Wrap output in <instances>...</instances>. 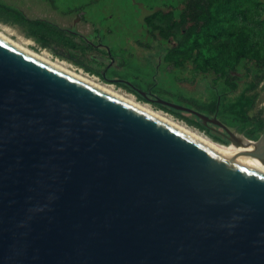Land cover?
Returning <instances> with one entry per match:
<instances>
[{"label": "water", "instance_id": "water-1", "mask_svg": "<svg viewBox=\"0 0 264 264\" xmlns=\"http://www.w3.org/2000/svg\"><path fill=\"white\" fill-rule=\"evenodd\" d=\"M0 264H264V172L0 37Z\"/></svg>", "mask_w": 264, "mask_h": 264}, {"label": "rangeland", "instance_id": "rangeland-1", "mask_svg": "<svg viewBox=\"0 0 264 264\" xmlns=\"http://www.w3.org/2000/svg\"><path fill=\"white\" fill-rule=\"evenodd\" d=\"M97 1L101 4L92 7L87 12L101 20L102 41L111 46L114 53L126 62V65L122 67H117L116 64H104L103 79L97 73L86 71L82 66L86 65L92 70H97V57L90 47V38L85 36L79 42L72 37L70 39L66 31L61 29V24H54L44 18L45 13L53 7L58 9V14H62L89 0H0V30L26 48L37 53L46 52L53 60L64 61L74 69L82 70L96 77L100 82L113 85L115 89L134 96L138 102L163 111L177 121L207 135L204 130L161 109L153 102L156 100L151 102L139 100L129 90L136 87L174 104H190L184 100L185 95L176 83L175 77L180 76L178 71H167L165 60L161 57V50L152 42V38L149 39L146 36L147 30L152 28L149 29L145 20L143 22L138 19L147 15L152 7L163 1ZM109 15L112 16L108 17ZM33 19L44 20V28L33 27L29 23ZM157 19L158 30H165L178 39L177 50L171 56L174 60L188 54L189 45L197 46L200 66L206 67L207 65L217 70L224 66H236L238 54L242 51L249 58L264 57V0H211L210 9L203 10L200 16V19L208 20V24L202 28L200 33H197L193 24L187 21L182 12V5L179 3L175 4L174 9L162 8ZM185 25L189 28L187 32H183ZM108 29L112 31V34L108 33ZM43 38L44 45L47 47H43ZM128 45L130 46L126 50L120 49V46ZM209 79L213 83L218 81V78H212V76ZM206 82L200 83L199 92L205 93ZM261 84L263 87H261L257 103L264 108V80ZM195 99L198 98L195 97Z\"/></svg>", "mask_w": 264, "mask_h": 264}, {"label": "flooded vegetation", "instance_id": "flooded-vegetation-1", "mask_svg": "<svg viewBox=\"0 0 264 264\" xmlns=\"http://www.w3.org/2000/svg\"><path fill=\"white\" fill-rule=\"evenodd\" d=\"M161 1L163 2L152 7L147 15H144L142 17L138 16V19L143 20V22L145 20V23L149 26V29L152 28L150 30H147L146 36L149 39L152 38V42H154L161 50V57L165 60L167 71H178V74L180 76H176L175 79L179 88L182 89L183 95H185L183 97L184 100L192 105L208 107L210 106V100L215 93L220 94L219 98H222V95L226 94L227 98L236 99L240 95L241 91L245 89L244 84L246 82V78L240 70L231 69L226 75L225 71L223 70L224 67L220 70L207 65L206 67H202L199 65L200 68H193L191 54L194 45H189L188 49L190 52L184 56H179L178 60H174L173 58H171L172 54L177 50V46L179 45L178 39L175 36H171V34L167 33L165 30H158L156 21L158 20V13L162 10V8L168 9L170 7V9H174L176 3H179L181 5L182 3L179 0ZM100 4V1L89 0V2L79 4L73 9L62 12L63 15L58 14V9L53 7L51 10H48L45 13L44 18L54 24H61V29L63 31H66L70 39L72 37V39L79 42L80 40H83L85 36L89 37L91 40L90 47L93 50L95 57H97V70H104V64H116L117 67L125 66V60L120 59L119 55L114 53L115 51L113 50V48L102 41L103 39L100 33L102 28L101 20L94 18L95 15L89 14L87 12L92 7L99 6ZM184 15L187 18V21L193 24L190 17L186 14ZM111 16L112 15H109L108 17ZM143 29L144 28H142V30ZM188 29L189 28L187 27V25H185L183 28V32H187ZM108 33L112 34V31L109 30ZM129 46L130 45L125 47L120 46V49L126 50ZM147 46L149 47V45ZM136 47H138V45H136ZM103 49H105V51ZM95 52H97L98 54H96ZM210 76H212V78H218V81L216 83H213V81L209 79ZM203 81H207L205 93L199 92L198 88L200 83H202ZM261 87L263 86L260 83L257 88L259 94L256 97V90L253 89L252 91H250V97H254L255 102L252 108L249 109L248 120H246L245 122L239 119L234 127H229L226 123L223 122V120L219 118L218 109L214 113L210 112V114H203L210 118H216L227 128L238 135H242L247 139L255 141L259 140L264 132V108L263 106H261V104L259 106V104L257 103L258 97L261 92ZM134 90L142 93V95H144L147 99L155 100L157 98V96H155L151 92H145L137 89L136 87L134 88ZM195 97L198 99L196 100ZM190 109L197 111L194 108ZM261 126H263V128L262 130H259ZM206 127L213 133L219 134L223 138L227 139V133L221 125L208 122L206 124ZM250 132H253L255 134L258 133V135H254ZM247 133H249L250 136L247 135Z\"/></svg>", "mask_w": 264, "mask_h": 264}, {"label": "trees", "instance_id": "trees-1", "mask_svg": "<svg viewBox=\"0 0 264 264\" xmlns=\"http://www.w3.org/2000/svg\"><path fill=\"white\" fill-rule=\"evenodd\" d=\"M182 3V12L190 17L192 20L195 31L200 33L202 28L208 24V20L200 19L203 10H209L211 7V0H179ZM33 27L44 28V20L40 19H33L29 22ZM36 30V28H35ZM39 31V30H38ZM44 36V35H43ZM43 47H47L44 45V38L42 41ZM191 59L193 62V68H200L198 63V53H197V46L194 45L192 49ZM84 69L88 72L97 73L102 79L104 78L103 72L104 70H92L89 67H84ZM231 69H238L240 70L245 78L246 82L244 84L245 89H243L240 95L236 99H229L227 98L226 94L222 95V98H219V93H215L211 100L210 106H197V105H190V104H183L177 103L187 108H194L200 113L210 114L214 113L218 109L219 118L223 120L229 127H234L239 119L243 120L244 122L248 120V111L252 108L255 99L254 97H250V91L255 89V97L259 94L258 86L264 80V57L263 58H249L243 51L238 54L237 65L234 67L224 66L223 70L225 71L226 75L228 71ZM132 93H134L139 100L151 102L153 100L147 99L142 93H139L136 90L129 89ZM156 103L161 109L169 112L181 119H184L187 123L194 125L202 130H204L207 135L212 137V139L217 142H222L227 144L228 140L223 138L221 135L213 133L209 130L206 125L203 124L202 120L194 113L186 110H180L177 108L170 107L168 105ZM247 125V124H246ZM263 126L259 128L262 130ZM254 135H258V133L250 132ZM247 135L250 136L249 133Z\"/></svg>", "mask_w": 264, "mask_h": 264}, {"label": "bare ground", "instance_id": "bare-ground-1", "mask_svg": "<svg viewBox=\"0 0 264 264\" xmlns=\"http://www.w3.org/2000/svg\"><path fill=\"white\" fill-rule=\"evenodd\" d=\"M5 30V29H4ZM0 37L3 38L4 40H6L7 42H9L10 44L14 45L16 48H18L19 50L69 74L70 76H73L81 81H84L168 124H170L171 126L177 128L178 130L192 136L193 138L201 141L202 143L210 146L211 148L245 164L248 165L256 170L262 171L264 172V165L261 164L259 161L254 160V159H249L246 158L245 156L239 154L240 151L244 150L243 148H237L233 145H229V144H225V143H221V142H217L214 141L213 139H211L209 136L205 135L203 132H200L180 121H177L176 119H174L173 117H171L170 115H168L167 113L163 112V111H158L153 109L150 105L146 104V103H141L138 102L137 100L134 99V96H131L130 94L124 93L122 91H119L117 89H115L113 87V85H109V84H105L103 82H100L96 77L91 76L85 72H83L82 70H76L73 67H71L70 65H68L66 62L64 61H60V60H53L51 58V55L46 53V52H42V53H37L35 51H32L28 48H26L23 44H20L14 40H12L11 38H9L4 32L3 30H0ZM222 145H221V144ZM227 146V147H225Z\"/></svg>", "mask_w": 264, "mask_h": 264}, {"label": "crops", "instance_id": "crops-1", "mask_svg": "<svg viewBox=\"0 0 264 264\" xmlns=\"http://www.w3.org/2000/svg\"><path fill=\"white\" fill-rule=\"evenodd\" d=\"M83 67H87L86 65L84 66V65H82Z\"/></svg>", "mask_w": 264, "mask_h": 264}]
</instances>
